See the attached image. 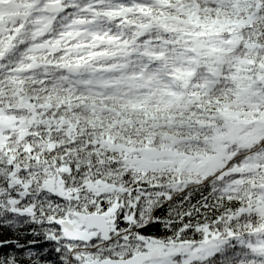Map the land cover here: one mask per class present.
I'll use <instances>...</instances> for the list:
<instances>
[{
  "label": "snow or ice",
  "instance_id": "6c2138e0",
  "mask_svg": "<svg viewBox=\"0 0 264 264\" xmlns=\"http://www.w3.org/2000/svg\"><path fill=\"white\" fill-rule=\"evenodd\" d=\"M0 264H264V0H0Z\"/></svg>",
  "mask_w": 264,
  "mask_h": 264
}]
</instances>
